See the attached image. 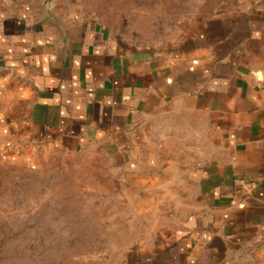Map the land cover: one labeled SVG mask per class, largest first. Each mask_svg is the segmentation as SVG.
Here are the masks:
<instances>
[{"label":"crops","instance_id":"1","mask_svg":"<svg viewBox=\"0 0 264 264\" xmlns=\"http://www.w3.org/2000/svg\"><path fill=\"white\" fill-rule=\"evenodd\" d=\"M85 2L0 0V160L164 167L179 228L122 264H264V0H196L169 38Z\"/></svg>","mask_w":264,"mask_h":264},{"label":"rangeland","instance_id":"2","mask_svg":"<svg viewBox=\"0 0 264 264\" xmlns=\"http://www.w3.org/2000/svg\"><path fill=\"white\" fill-rule=\"evenodd\" d=\"M120 32L175 37L196 0H85ZM32 165L0 160V264H122L171 240L185 209L164 167L133 177L85 150L45 152Z\"/></svg>","mask_w":264,"mask_h":264}]
</instances>
